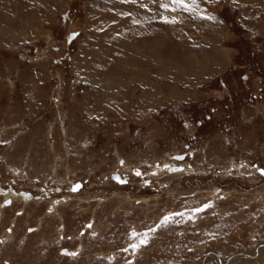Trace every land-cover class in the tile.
I'll list each match as a JSON object with an SVG mask.
<instances>
[{
  "label": "rangeland",
  "instance_id": "obj_1",
  "mask_svg": "<svg viewBox=\"0 0 264 264\" xmlns=\"http://www.w3.org/2000/svg\"><path fill=\"white\" fill-rule=\"evenodd\" d=\"M255 167L264 0H0V264H264Z\"/></svg>",
  "mask_w": 264,
  "mask_h": 264
},
{
  "label": "crops",
  "instance_id": "obj_2",
  "mask_svg": "<svg viewBox=\"0 0 264 264\" xmlns=\"http://www.w3.org/2000/svg\"><path fill=\"white\" fill-rule=\"evenodd\" d=\"M140 34H141V32H140ZM141 36V35H140ZM31 83H33V82H31ZM31 85V84H30ZM165 166H167V168L169 169V171L171 172V171H173V173L175 172V174L176 173H183V172H191L192 170H193V168L191 167V165H189L187 162H178V161H174V162H172V163H168V162H165ZM172 166H174V168H171ZM128 167V166H127ZM155 169H152V173L153 174H155V173H157V172H159L160 170H158V169H156V167H154ZM256 168V167H255ZM128 169H130L131 171L132 170H135V169H132L131 167H128ZM138 169V168H137ZM256 170L259 172V168H256ZM139 171H141L140 169H139ZM140 176V175H139ZM141 177V179H140V181H139V183L141 184V186L142 187H144L145 186V184H149L151 181L149 180V179H147V178H145L144 176H140ZM112 179H114L115 181H117L118 183H121V178L119 177V178H117L116 177V174H114L113 176H112ZM124 179H126L127 180V178L125 177ZM69 185H72V182H70V184ZM71 187V186H70ZM3 189V188H2ZM40 190H41V192L43 191V193H45L46 192V190L44 189V188H40ZM69 191H70V193H71V190L70 189H68ZM67 190V191H68ZM23 193H28L29 195H26V194H23ZM31 193V192H30ZM30 193L29 192H25V191H21V190H19V192H18V196H23V197H25L24 199H31L30 197L31 196H35V198L36 199H38L39 197H40V195H34L33 193H31V195H30ZM47 193V192H46ZM68 198H69V195H63V197H61V198H53V200H52V203L53 204H55L56 202H62V203H65V202H67V200H68ZM36 199H34V200H36ZM12 202V201H11ZM24 203V202H23ZM133 225H135V223H132L131 224V227H133ZM87 226H89V225H87ZM135 227V226H134ZM190 263V262H189Z\"/></svg>",
  "mask_w": 264,
  "mask_h": 264
},
{
  "label": "bare ground",
  "instance_id": "obj_3",
  "mask_svg": "<svg viewBox=\"0 0 264 264\" xmlns=\"http://www.w3.org/2000/svg\"><path fill=\"white\" fill-rule=\"evenodd\" d=\"M115 14L116 13H113V16H115ZM151 14V13H150ZM155 16V15H154ZM152 35V34H151ZM156 39V38H155ZM155 44V43H154ZM154 44H150V43H148V42H146V43H144V46L142 47L143 49H141V53H153L155 50V48L156 47H154ZM158 48V47H157ZM127 49V48H126ZM128 50V49H127ZM146 50V51H145ZM158 51V50H157ZM157 51H155L154 53H158ZM150 55V54H149ZM142 57V56H141ZM145 57V56H144ZM210 58V57H209ZM162 59V58H161ZM161 59L158 57V55H152V57H151V59H150V61H152L154 64H158V66L160 65L161 66ZM145 60V59H144ZM149 61V62H150ZM225 63V62H224ZM223 63V64H224ZM128 64V63H127ZM133 64H135V63H133ZM209 65H215V63L213 62V63H211L210 61H209V63H208ZM208 64H205V67H207V65ZM126 65V64H125ZM208 65V66H209ZM84 66V65H83ZM80 67V66H79ZM77 68V67H76ZM81 69V68H80ZM85 69V71H86V68H84ZM129 70L131 71L132 70V72L131 73H134V74H137V73H139L140 75V77H141V75H144V73L142 72V68H139V67H136V65H132V66H129ZM79 71V70H78ZM35 74V73H34ZM83 75V74H82ZM38 78V77H37ZM32 81H33V79H32ZM109 82V81H108ZM107 82V83H108ZM143 81H136V85H138V84H141V85H143V83H142ZM35 83V82H34ZM112 83V82H111ZM110 83V84H111ZM33 84V83H32ZM32 84L30 85L31 87H33L32 86ZM113 84V83H112ZM115 84V83H114ZM120 84V83H119ZM34 85V84H33ZM140 85V86H141ZM112 86H116V85H112ZM35 88V87H34ZM154 93H150V96H152ZM163 96V95H162ZM135 172V171H134ZM259 172H261L260 170H259ZM264 175V174H263ZM119 176V175H118ZM117 177V176H116ZM117 178H119V177H117ZM79 186V185H78ZM8 191V190H7ZM0 192L1 193H3L4 195H8V196H12L13 194H18V192H15V191H13L12 190V193H8V192H6V190H4V189H2V188H0ZM24 194V193H23ZM26 195H29L28 193H25ZM25 198V197H24ZM22 199V198H21ZM32 199H35V196H31V200ZM26 200V199H25ZM28 200V199H27ZM30 200V199H29ZM8 201V200H7ZM65 253H66V251H65ZM260 251L258 250V251H256L255 250V253H248V254H244V255H250V256H257L258 255V257H259V255L261 254L262 255V253H260ZM214 257H215V260H216V262H214V260H213V262L214 263H216V264H227V262L223 259H221V257L219 256V255H214ZM239 257V256H238ZM175 264H177V263H175ZM187 264H189V263H187Z\"/></svg>",
  "mask_w": 264,
  "mask_h": 264
},
{
  "label": "snow or ice",
  "instance_id": "obj_4",
  "mask_svg": "<svg viewBox=\"0 0 264 264\" xmlns=\"http://www.w3.org/2000/svg\"><path fill=\"white\" fill-rule=\"evenodd\" d=\"M171 2L175 5H179V6H182L186 11H193L197 5V0H189V2H185V0H171ZM162 8H165V9H168L169 8V4L168 3H161L160 5ZM174 10V9H173ZM165 21L166 22H172V23H175L176 20L175 18H173L171 21H168V18L165 17ZM177 159H182L183 157H176ZM123 163V162H121ZM167 167V166H165ZM137 175H140V172L137 171L136 173ZM262 174H264V170H262ZM76 187H79L78 185ZM75 190V189H74ZM205 207H208V205H205ZM203 209H196L195 211L199 212V211H202ZM173 215H183L182 213H175ZM172 217L171 216H165L162 220L161 223H167ZM135 235V233H134ZM146 241L142 240L141 241V244L145 243ZM139 245L137 244H133L131 245V247L133 249L137 248ZM74 255V253H73Z\"/></svg>",
  "mask_w": 264,
  "mask_h": 264
},
{
  "label": "water",
  "instance_id": "obj_5",
  "mask_svg": "<svg viewBox=\"0 0 264 264\" xmlns=\"http://www.w3.org/2000/svg\"><path fill=\"white\" fill-rule=\"evenodd\" d=\"M180 157H181V155H180ZM262 170H264V168H260L261 173H262ZM116 176L119 177L118 174H116ZM79 184H80V181L72 184L71 189H76V186Z\"/></svg>",
  "mask_w": 264,
  "mask_h": 264
}]
</instances>
